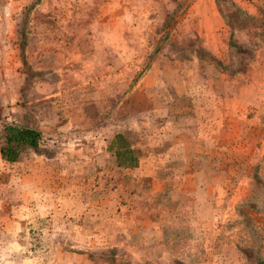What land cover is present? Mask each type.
I'll use <instances>...</instances> for the list:
<instances>
[{"label":"crops","instance_id":"crops-1","mask_svg":"<svg viewBox=\"0 0 264 264\" xmlns=\"http://www.w3.org/2000/svg\"><path fill=\"white\" fill-rule=\"evenodd\" d=\"M72 1L77 8L67 21L66 0L40 7L57 28L38 27L46 37L34 44L40 52L30 92L55 117L35 108L41 140L27 161L2 160L0 121V264H105L86 257L105 251L235 264L250 236L242 209L256 203L255 165L245 153L255 159L257 95L264 93V42L254 50L259 36L250 42L242 30L252 18L262 22L264 5L232 0L242 20L237 31L217 0H194L188 19L196 30L172 44L174 54L165 52L163 37L150 41L163 25L158 10L150 23L154 11L125 2L118 24L116 6L102 13L93 6L103 41L94 32L96 53L86 57L85 1ZM4 86L0 81V92ZM14 105L2 109L14 114ZM258 171L264 175V166Z\"/></svg>","mask_w":264,"mask_h":264},{"label":"rangeland","instance_id":"rangeland-1","mask_svg":"<svg viewBox=\"0 0 264 264\" xmlns=\"http://www.w3.org/2000/svg\"><path fill=\"white\" fill-rule=\"evenodd\" d=\"M67 1L68 0H66L67 4L63 6V2V8L61 7L65 16L64 21H67L68 19L72 20V18H70V15H74L75 10L77 8L76 1L70 0L71 3L69 2V4ZM84 1L86 11L83 15L81 22L85 23L86 27V33L83 42V50L85 52L86 57H91L93 54L96 53V51H94V42H92L94 40V32L97 34V39H95L96 43H98L99 41H103V33L99 32L97 28L93 26L92 14L90 13L93 9V6H95L94 9L100 8L101 13L103 12L102 9L108 7V3H111L116 6L117 9L116 14H114V16L120 19L117 22L118 24L124 21L125 2L128 3L129 7L133 6V8L139 9L144 6L142 8H144L145 10L154 11V13L149 14L150 23H155L154 21H156L157 19V13L155 12V10H158V16L164 17V21L160 22L159 20L157 23L160 22L163 25L157 26V29L151 32V37L149 38L151 41L157 36L163 37L164 49L167 53H177L178 50L176 49H178V46H174L172 44L177 43L179 41L186 42L196 30V24L194 23V20H192L191 18L188 19V8L194 0ZM45 2L44 0H0V81L4 82L6 85L3 88L4 91L0 92V121H2V123H6L4 124V126L16 125L31 127L35 129V119L34 114H32L34 113V111L36 113L39 112L42 116L45 115L47 116V118L50 119H54L55 117V111L50 107L51 104H49V108L47 107L48 104H45L47 100H41V102L35 104L34 101L38 95L37 93L35 94L30 92V82H32V78L36 73L34 72L32 59L34 58L36 53L40 52L34 44L37 40H40V38L44 39L46 37V30L38 29V27L40 25H44V23H47L50 25V27L55 26L57 28L55 24L57 22L55 21V19L54 22H52V19L44 17L43 13L40 12V7L44 8ZM217 2L219 7H221L223 11L230 14L236 30H242L239 24L242 21L240 20L241 14L239 13V10H234L232 6V4L234 3H232V0H217ZM250 2L251 4H253L252 0H250ZM254 2H256V6L264 5V0H254ZM36 6H38V8H36ZM108 16L109 15H106V20ZM260 19V21H262L260 23L259 21L258 23L254 21V18L250 19V24L248 23L249 26L247 31L242 30L244 32L242 37H245L246 39L249 38L248 41H253V37L259 36L258 38L260 41L258 42V40H256V47H254V50L260 48L261 44L264 42V12L261 13ZM137 33L141 37L140 31H138ZM254 34L256 35L254 36ZM117 44H119V42H117ZM68 48L69 47L66 46L63 49L68 50ZM180 48L183 52V46H180ZM69 50L70 52L72 51L71 49ZM202 55L203 57L206 56L204 53H202ZM41 66L45 68L48 66V64L46 62H42ZM85 66L89 69L94 68L92 62H86ZM231 68H233L232 63L230 65V69ZM261 89H264V84L263 86H261ZM12 91H14V93H12ZM257 96L258 102H260V104H257L259 106L256 105L255 159H251L249 154L245 153V155L247 154L246 157H248V163H252L251 161L253 160V163L255 165V172L253 173V176L256 177V189H254L256 203L250 201L249 203H246L245 207L242 209V211H244V215L241 216L242 223L240 224H243V226L248 229L247 233H249L250 236H246L244 238L245 251L244 253H237V262L235 264H264V175L259 174L258 171L260 166H264V93H260V95ZM12 103L15 104L14 106L17 109L16 113L11 114L9 110L2 109V106L6 104L8 106H12ZM38 107H40L41 109L37 112L35 108L38 109ZM84 112L86 115L85 118L92 119L95 116V112L89 107ZM30 152L31 151H28L27 154H24L23 158L18 162H22V160L27 161ZM37 155H39L37 159H43L46 155L54 157L53 159H55L56 157V153H37ZM52 162L56 163L57 159L53 160ZM261 162L263 163L259 164ZM38 164L40 165L41 161L38 162ZM91 169L92 168L89 167L85 170L86 181L88 182H91L92 179ZM89 197H91V195H89ZM228 228L232 229L234 228V226ZM57 240L63 241L61 240V237H58ZM133 256L136 257L137 255ZM232 256L235 255L232 254ZM86 257L91 261H96V257L98 261L99 259L105 261V264H190L187 261L181 260L179 258L164 257L158 260L156 256L152 258L151 255H138V260H135L133 258H131L133 259L131 260L129 258H125L123 255L120 254H117L116 257H114L112 253H108L106 251L104 253L99 252V255L94 257L93 255H89ZM192 264H201V259H197V261Z\"/></svg>","mask_w":264,"mask_h":264},{"label":"trees","instance_id":"trees-1","mask_svg":"<svg viewBox=\"0 0 264 264\" xmlns=\"http://www.w3.org/2000/svg\"><path fill=\"white\" fill-rule=\"evenodd\" d=\"M41 134L38 130L16 125H7L1 140V158L6 163H15L28 151L38 148Z\"/></svg>","mask_w":264,"mask_h":264}]
</instances>
